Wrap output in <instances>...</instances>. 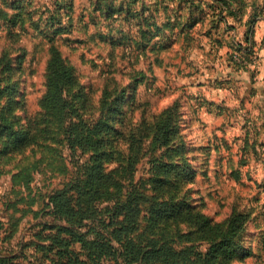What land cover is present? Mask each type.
<instances>
[{
    "label": "rangeland",
    "instance_id": "rangeland-1",
    "mask_svg": "<svg viewBox=\"0 0 264 264\" xmlns=\"http://www.w3.org/2000/svg\"><path fill=\"white\" fill-rule=\"evenodd\" d=\"M191 1L0 0V90L4 92L0 96V113L4 110L5 114L8 111L15 115L13 119L17 118V126L23 128L28 127L31 119L41 120L50 47L54 43L73 69L70 99L86 119L101 115L105 91L111 99L123 93L122 110L112 121L116 132L121 131L122 136L113 133L103 141L100 151H105L104 171L115 172L117 177L122 176L133 153L139 155L136 176L128 173L121 185L125 186L147 176L150 166L151 139H148V145H138L140 137L136 129L145 119L152 120L169 104L179 101L180 111L184 113L182 125L186 140L195 147L190 156L196 177L187 185L190 201L217 222H224L233 211L250 212L249 227L239 241L241 247L232 264H264V188L259 182L264 176L251 168L240 167L239 157L234 154L226 155L219 147L215 150L207 141L198 142L197 135L202 128L192 123L191 94L185 89L188 84H182L179 79L180 76L193 78L191 76L200 72L213 70V61L226 49L222 44L226 36L217 38L218 32H210V16L205 22L181 27L190 23L188 11L191 7H205L211 11L208 7L219 5L217 0ZM244 1L246 7H256L259 0ZM233 5L236 7L238 3ZM181 12H187L184 21ZM202 13L199 10V14ZM145 17L149 18L147 23ZM178 18L183 21L181 26H177ZM60 27L63 31L57 33ZM254 62L248 63L246 68ZM140 79L142 81L138 82ZM195 128H198L196 133ZM132 133L137 139L135 146H132V139L129 140ZM7 138L3 137L0 148L4 147ZM58 138H64V135L58 133ZM37 141L24 151L10 152L0 163V170L4 172L0 175V216L6 223L0 236V247L15 253L35 239L42 223L54 221V217L46 213L48 208L44 210L46 214L38 215L25 213V209H41L47 195L63 187L79 168L83 173L94 155L93 147L88 143L87 150L74 151L66 141H54L56 151H50L43 146L49 143L44 136L38 135ZM36 158L41 159L40 168L25 195H29L30 200V193L36 194L40 197L39 203L29 206L23 201L18 207L8 208L7 201L11 203L18 196L12 186L11 173L5 171L28 165ZM112 205L106 198L96 203V207L104 212V219H108L105 208ZM182 228L187 227L183 224ZM12 232L13 237L5 239ZM187 245L191 242L176 246ZM76 248L80 249V245ZM32 252L33 247H27L20 255L26 253L29 257H20L15 264L30 261ZM121 262L124 264L122 259Z\"/></svg>",
    "mask_w": 264,
    "mask_h": 264
},
{
    "label": "trees",
    "instance_id": "trees-1",
    "mask_svg": "<svg viewBox=\"0 0 264 264\" xmlns=\"http://www.w3.org/2000/svg\"><path fill=\"white\" fill-rule=\"evenodd\" d=\"M217 1L218 7H208L211 11L205 7H191L188 11L190 23L186 26H181V22L187 12H181L184 14L180 16L183 21L178 18L177 26L191 27L197 22H205L210 16L212 34L228 30L232 26L227 24V14H237L239 10L242 13L246 1ZM233 3L238 5L235 7ZM199 10L203 13L199 14ZM145 11L143 7V13ZM258 14V11L253 13L251 27ZM148 21L149 18L145 17L144 22ZM223 23L226 26L222 28ZM62 31L60 27L56 32ZM247 39L246 45L239 44L229 56L240 68H246L256 57L255 45L249 37ZM235 54L240 55V60L234 58ZM141 74L143 76V72ZM46 81L41 120L31 119L28 127L23 128L17 126V118L13 119L15 115H10L8 111L5 114L4 110L0 113V145L3 137H8L4 147L0 148V163L10 152H21L32 143H37L38 135L49 140L43 146L50 151H56L54 141L62 140L74 151L79 148L87 150L88 143L93 147L94 155L83 173L79 168L63 187L47 195L41 209H25V213L38 215L48 208L46 213L52 215L54 221L42 223V228L34 235L35 239L24 244L20 252L0 247V264H15L20 257L27 259L28 254H20L29 246L33 247L31 259L23 264H122L121 259L124 264H232L241 247L239 241L249 227L250 212L233 211L224 222H217L190 201L187 185L196 177L190 156L195 147L186 140L182 125L184 113L180 111L182 105L179 101L169 104L152 120L145 119L136 129L140 137L138 141L132 133L129 138L132 139V146L136 141L138 145H148V139H151L150 166L147 176L139 177L131 185L121 186L128 173L136 176L139 155L133 153V158L127 160L123 168L124 173L117 177L115 172L104 171L105 151L100 150L104 146L103 141L116 132L112 121L122 110L123 93L111 99L105 91L101 115L86 119L70 99L73 69L54 43L50 47ZM0 93L2 97L4 92L0 90ZM10 98L12 95L9 94ZM58 133H62L64 138H58ZM116 133L118 137L122 136L121 131ZM40 164L41 159L36 158L28 165L5 171L11 173L12 186L18 196L11 203L7 201L8 208L18 207L23 201L29 206L39 203V196L30 193L32 198L29 200L25 191L31 189ZM3 173L0 170V175ZM261 184L264 188V182ZM103 198L113 204L105 208L108 219H104V212L96 207V203ZM2 220L0 216V236L6 224ZM173 224L176 227L172 228ZM183 224L186 229L182 228ZM12 237L13 232L5 239ZM182 242H191V245L179 247ZM77 245L80 249L76 248Z\"/></svg>",
    "mask_w": 264,
    "mask_h": 264
},
{
    "label": "crops",
    "instance_id": "crops-1",
    "mask_svg": "<svg viewBox=\"0 0 264 264\" xmlns=\"http://www.w3.org/2000/svg\"><path fill=\"white\" fill-rule=\"evenodd\" d=\"M255 6L227 14V24L232 27L217 33L218 38L226 36L222 43L226 49L213 61V70L179 79L188 84L185 89L191 94L192 123L202 128L196 134L198 142L207 141L215 150L219 147L226 155L234 154L240 167L264 176V0L256 1ZM255 11L259 14L251 27ZM248 37L257 59L251 67L240 68L229 56L239 44H247Z\"/></svg>",
    "mask_w": 264,
    "mask_h": 264
},
{
    "label": "built area",
    "instance_id": "built-area-1",
    "mask_svg": "<svg viewBox=\"0 0 264 264\" xmlns=\"http://www.w3.org/2000/svg\"><path fill=\"white\" fill-rule=\"evenodd\" d=\"M264 44V43H263ZM234 58L237 59V60H240V55L239 54H235L234 55Z\"/></svg>",
    "mask_w": 264,
    "mask_h": 264
}]
</instances>
